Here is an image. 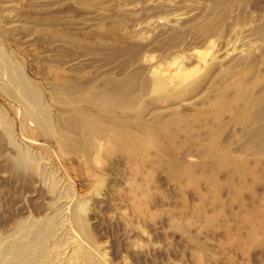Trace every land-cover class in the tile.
Instances as JSON below:
<instances>
[{
  "label": "rangeland",
  "instance_id": "obj_1",
  "mask_svg": "<svg viewBox=\"0 0 264 264\" xmlns=\"http://www.w3.org/2000/svg\"><path fill=\"white\" fill-rule=\"evenodd\" d=\"M0 61V264H264V0H0Z\"/></svg>",
  "mask_w": 264,
  "mask_h": 264
},
{
  "label": "bare ground",
  "instance_id": "obj_2",
  "mask_svg": "<svg viewBox=\"0 0 264 264\" xmlns=\"http://www.w3.org/2000/svg\"><path fill=\"white\" fill-rule=\"evenodd\" d=\"M2 65L1 61H0V66ZM21 92L23 93V98H24V102L28 104L27 109L33 114L36 115L37 117L40 118V116H43L44 118L46 117V111L42 110L35 102L34 97L29 93L28 88H26L25 86L21 87ZM155 91L160 92L162 90V85L160 83H157L154 87ZM27 110V111H28ZM42 121V120H41ZM20 162H24L27 164H30L32 162V160L30 158H22V157H18Z\"/></svg>",
  "mask_w": 264,
  "mask_h": 264
}]
</instances>
